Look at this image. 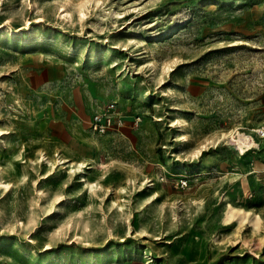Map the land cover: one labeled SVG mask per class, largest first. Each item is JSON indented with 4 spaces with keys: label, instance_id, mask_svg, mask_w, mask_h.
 <instances>
[{
    "label": "rangeland",
    "instance_id": "rangeland-1",
    "mask_svg": "<svg viewBox=\"0 0 264 264\" xmlns=\"http://www.w3.org/2000/svg\"><path fill=\"white\" fill-rule=\"evenodd\" d=\"M260 126L264 0H0V264L264 257Z\"/></svg>",
    "mask_w": 264,
    "mask_h": 264
},
{
    "label": "built area",
    "instance_id": "built-area-1",
    "mask_svg": "<svg viewBox=\"0 0 264 264\" xmlns=\"http://www.w3.org/2000/svg\"><path fill=\"white\" fill-rule=\"evenodd\" d=\"M112 108V105H109L107 108L110 110ZM107 111L101 112L96 111L92 114L91 119L89 121V129L95 133H106L109 129H112L111 119L107 117ZM140 118L138 117V120ZM120 122V121H119ZM118 127V126H116ZM245 140L247 143V150L248 149H257L258 147V141L257 139H261L264 137V127H256L254 128V131H251L246 134Z\"/></svg>",
    "mask_w": 264,
    "mask_h": 264
},
{
    "label": "bare ground",
    "instance_id": "bare-ground-1",
    "mask_svg": "<svg viewBox=\"0 0 264 264\" xmlns=\"http://www.w3.org/2000/svg\"><path fill=\"white\" fill-rule=\"evenodd\" d=\"M245 136L246 135H242V136L240 135V137L234 138V142L236 144H238L239 149L241 151L247 150V143H246V140H245V138H246ZM184 140H186V139H184ZM235 211H236V209L234 207L229 206L227 208V210H226L225 220L228 221V222H231L232 221V218L234 217V215L236 213ZM243 213L244 214L242 215L241 220L247 219L249 212L244 211ZM251 221H252V223H253L254 226H258L259 223L261 222V218H260V216L258 214H255L252 217Z\"/></svg>",
    "mask_w": 264,
    "mask_h": 264
},
{
    "label": "crops",
    "instance_id": "crops-1",
    "mask_svg": "<svg viewBox=\"0 0 264 264\" xmlns=\"http://www.w3.org/2000/svg\"><path fill=\"white\" fill-rule=\"evenodd\" d=\"M249 252L250 251L248 249H245L242 254H240L239 256H235L229 264H264V257L256 259Z\"/></svg>",
    "mask_w": 264,
    "mask_h": 264
}]
</instances>
